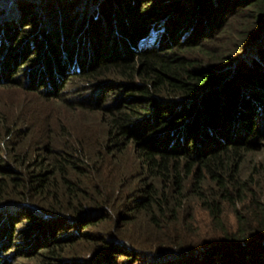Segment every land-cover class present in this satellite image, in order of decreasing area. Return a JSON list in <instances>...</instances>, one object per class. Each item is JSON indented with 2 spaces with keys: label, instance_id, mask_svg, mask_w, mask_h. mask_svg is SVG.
Masks as SVG:
<instances>
[{
  "label": "trees",
  "instance_id": "obj_1",
  "mask_svg": "<svg viewBox=\"0 0 264 264\" xmlns=\"http://www.w3.org/2000/svg\"><path fill=\"white\" fill-rule=\"evenodd\" d=\"M23 83L58 108L0 94V250L264 264V0H0Z\"/></svg>",
  "mask_w": 264,
  "mask_h": 264
},
{
  "label": "rangeland",
  "instance_id": "obj_2",
  "mask_svg": "<svg viewBox=\"0 0 264 264\" xmlns=\"http://www.w3.org/2000/svg\"><path fill=\"white\" fill-rule=\"evenodd\" d=\"M6 77H10V78H17V75H7ZM5 77V78H6ZM23 80V77H20ZM12 82H16V81H12ZM63 83V81H62ZM62 83L58 86L61 87ZM26 85L23 83L19 86H11L8 85L6 87L0 88V94L4 97H6L7 100H9V102H11L13 105H15L16 107L18 105H24V106H28L30 109L32 108H36V109H43L44 111H47L48 108L51 106V108H53V110L57 107L58 103H55V101H47L44 102V100H42V98L36 96L35 93H31L29 91H27L26 89ZM73 90V89H72ZM71 87L69 85H66L65 87H63L61 89L60 92L64 93V96L66 97H72V91ZM23 109V108H22ZM86 114H90V113H86ZM91 114H99V112H94ZM252 156H254L255 158H259L260 160H264V152L263 151H258V152H253ZM230 218V217H229ZM230 220V219H229ZM231 221V220H230ZM17 225H15V227L17 228ZM201 233L204 235V231L201 230ZM7 237V236H6ZM3 237V235L1 236V238L4 239V241L9 240V238ZM20 237L19 236H12L11 242L8 244H4L3 247L0 250V264H27L29 263L25 258L20 257V256H15L14 254L16 253H22V250L25 249V243L20 245ZM24 246V247H22ZM22 247V250L19 248Z\"/></svg>",
  "mask_w": 264,
  "mask_h": 264
}]
</instances>
